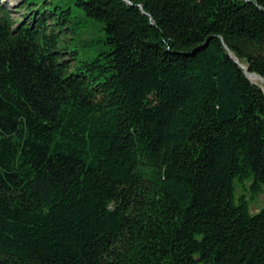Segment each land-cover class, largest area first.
<instances>
[{
  "label": "trees",
  "instance_id": "obj_1",
  "mask_svg": "<svg viewBox=\"0 0 264 264\" xmlns=\"http://www.w3.org/2000/svg\"><path fill=\"white\" fill-rule=\"evenodd\" d=\"M23 3L0 4V264H264L239 64L264 78V0Z\"/></svg>",
  "mask_w": 264,
  "mask_h": 264
},
{
  "label": "rangeland",
  "instance_id": "obj_2",
  "mask_svg": "<svg viewBox=\"0 0 264 264\" xmlns=\"http://www.w3.org/2000/svg\"><path fill=\"white\" fill-rule=\"evenodd\" d=\"M0 4L4 6L9 12H11V16L16 20L22 19V17H24V15L27 13V7L26 4L23 3V0H0ZM100 33L101 32H99L95 26L90 25V28L86 32L82 33L81 38L88 39V37L97 36L100 35ZM79 40L81 39L79 38ZM91 55L92 52L90 50L82 48L80 45H78V54L75 55L78 62L89 59ZM253 81L256 82L257 80L253 79ZM250 182V180L245 182L247 187L244 189L242 184L238 180H235V196L237 197L238 195L244 194L247 198H249L250 192L248 186ZM249 201L251 212L259 210L264 205V190L259 195H255L254 197L250 198Z\"/></svg>",
  "mask_w": 264,
  "mask_h": 264
},
{
  "label": "water",
  "instance_id": "obj_3",
  "mask_svg": "<svg viewBox=\"0 0 264 264\" xmlns=\"http://www.w3.org/2000/svg\"><path fill=\"white\" fill-rule=\"evenodd\" d=\"M125 1L128 2V0H125ZM229 53H230V56H231L236 62H238V61H237V58H236L231 52H229ZM239 64H240V66L243 68L244 74H245V76H246L249 80H251L250 77H249V75H250V74H254V75L258 78L259 81L264 82V78H263V77H261L260 75H258V74H256V73H250V72H248V71H247V68H246L245 65H243V64H241V63H239ZM251 81H252V80H251ZM252 82H254V81H252ZM254 83H256V82H254Z\"/></svg>",
  "mask_w": 264,
  "mask_h": 264
},
{
  "label": "bare ground",
  "instance_id": "obj_4",
  "mask_svg": "<svg viewBox=\"0 0 264 264\" xmlns=\"http://www.w3.org/2000/svg\"><path fill=\"white\" fill-rule=\"evenodd\" d=\"M250 79L253 81V79H256L258 81V78L254 74L249 75ZM255 82V81H254Z\"/></svg>",
  "mask_w": 264,
  "mask_h": 264
}]
</instances>
